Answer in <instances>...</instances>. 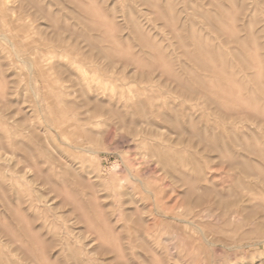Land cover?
<instances>
[{
    "label": "rangeland",
    "instance_id": "rangeland-1",
    "mask_svg": "<svg viewBox=\"0 0 264 264\" xmlns=\"http://www.w3.org/2000/svg\"><path fill=\"white\" fill-rule=\"evenodd\" d=\"M0 264H264V0H0Z\"/></svg>",
    "mask_w": 264,
    "mask_h": 264
}]
</instances>
